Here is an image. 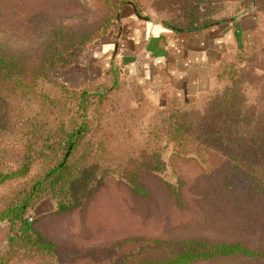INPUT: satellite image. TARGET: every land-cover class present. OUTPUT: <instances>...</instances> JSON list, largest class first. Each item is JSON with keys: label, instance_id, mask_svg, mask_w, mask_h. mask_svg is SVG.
<instances>
[{"label": "rangeland", "instance_id": "1", "mask_svg": "<svg viewBox=\"0 0 264 264\" xmlns=\"http://www.w3.org/2000/svg\"><path fill=\"white\" fill-rule=\"evenodd\" d=\"M125 9L180 32H199L182 28L208 22H214L209 28L229 25L243 17L252 23L244 42L220 56L228 55L223 64L228 75L215 80L217 60L207 90L187 100L159 101L129 87L127 68L113 59L116 40L109 53L101 51L106 38L122 33ZM0 49L24 64L46 62L44 71L27 76V87H17L10 101L0 98V107L6 108L0 173L13 174L0 183V264H137L162 258L184 240L240 242L264 253V228L257 233L254 227L257 211L224 208L221 183L227 168L219 155L204 153L202 163L179 159L176 144L167 141L176 109L196 111L231 87L249 110L237 119L264 122V0H0ZM72 70L86 72L77 88L68 81ZM79 126L82 133L74 139L67 172L49 178L42 185L46 193L38 191L25 209L24 217L33 218L32 228L53 248H34L27 238L11 243L15 234L5 214L21 206L31 187L61 162L68 152L67 134ZM143 162L158 169L145 170ZM133 174L147 196L133 185ZM84 187L94 190L82 197ZM70 193H76L73 199L81 197L83 206L55 214L46 198L52 194L67 205ZM36 199L42 202L33 209ZM215 204L223 209L218 212ZM133 255L134 261L129 259ZM192 264H264V259Z\"/></svg>", "mask_w": 264, "mask_h": 264}, {"label": "trees", "instance_id": "2", "mask_svg": "<svg viewBox=\"0 0 264 264\" xmlns=\"http://www.w3.org/2000/svg\"><path fill=\"white\" fill-rule=\"evenodd\" d=\"M136 15H139L138 10H135ZM215 22V23H219ZM214 23V22H213ZM213 23H205L198 27L182 28L184 30L207 31ZM169 29L176 31L178 28L165 25ZM183 31V30H181ZM226 56L219 58V65L214 71V78L218 80L222 73H226L224 63ZM40 65L30 62L24 64L18 62L11 54H5L0 49V98L10 101L11 94L17 87H27L29 80L27 76H33L35 70L44 71L43 60L39 62ZM228 75V72L226 73ZM239 90L235 87L226 88L221 92L220 96H216L211 102L202 103L195 108L196 111H187L179 109L175 111L176 114L171 116V123L169 125L168 140L176 144L175 156L179 159L191 160L194 163H202V154L217 153L220 160L226 166L227 171L222 179L221 190H223L226 198L224 208L229 211L246 210L248 208L257 211L256 222L254 227H257V233L264 228V122L255 117V120L249 124H243L238 117H244L249 114L247 107H243L239 103ZM6 96V97H2ZM83 95L80 99L81 106L83 105ZM99 99L100 96H96ZM194 108V106H191ZM201 108V109H200ZM243 110V112H242ZM6 113L5 107H0V129H5L2 123V118ZM3 115V117H2ZM8 133V132H7ZM82 133V128L79 126L67 134L68 151L65 156H62L61 162L49 170L43 177L42 181L35 183L28 194V198L21 206L8 211L5 214L7 224L14 232L15 238L11 240L14 243L16 240L27 238V244L34 248L50 251L53 248L52 244L44 239L43 236L36 233L32 228L31 223L33 218L27 220L24 217L25 209L29 206V201L38 194L46 193L42 189V185L49 180V178L59 179L67 172L66 162L71 152L75 148L76 139ZM10 134V133H9ZM74 141V142H73ZM202 149V150H199ZM154 155V154H152ZM148 157L143 152V158ZM143 169L148 171H155L158 166H150L143 162ZM13 175V174H10ZM0 173V183L5 181L9 176ZM86 178L88 176H85ZM89 178V177H88ZM79 181L80 177L78 178ZM132 183L136 188L143 191V196H147L145 187L141 186L137 176L133 174ZM53 183H50L52 187ZM84 194L82 197L90 194L94 189L86 187L83 188ZM76 193L69 194L67 205L61 202H56L51 194L46 198L53 204L54 213L57 214L62 211H69L83 206L84 201L80 198L73 199ZM174 196L178 200V194ZM45 200V198L43 199ZM42 202V199H36L31 206L33 209ZM220 212L222 205L215 204ZM260 241L264 242V233L260 235ZM160 244V242H156ZM167 244V243H166ZM178 248L171 251L169 254L159 259L143 260L137 264H192L199 261H209L220 258H243V259H264V253L250 249L240 242L234 243H216L210 244L201 240H184L177 243ZM5 254H10L7 252ZM10 256V255H9ZM136 256H132L134 261ZM9 259V258H7ZM3 264H14L11 261L4 260ZM123 264H133L132 262H123Z\"/></svg>", "mask_w": 264, "mask_h": 264}, {"label": "crops", "instance_id": "3", "mask_svg": "<svg viewBox=\"0 0 264 264\" xmlns=\"http://www.w3.org/2000/svg\"><path fill=\"white\" fill-rule=\"evenodd\" d=\"M122 33L106 38L101 51L108 52L116 40L113 59L127 68L129 87L155 100L169 97L187 100L207 90L210 68L229 49L249 35L251 18L201 32H180L155 20H140L131 9L123 10ZM116 52V53H115ZM72 70L67 77L77 88L86 72Z\"/></svg>", "mask_w": 264, "mask_h": 264}]
</instances>
